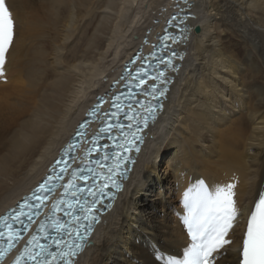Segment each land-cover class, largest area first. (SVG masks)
Masks as SVG:
<instances>
[{"label": "bare ground", "instance_id": "6f19581e", "mask_svg": "<svg viewBox=\"0 0 264 264\" xmlns=\"http://www.w3.org/2000/svg\"><path fill=\"white\" fill-rule=\"evenodd\" d=\"M162 4L167 11L154 14ZM6 5L16 35L8 52V81L0 83L8 87L0 94V213L44 175L146 28L152 26L151 43L173 10L171 0H6ZM190 11L191 39L181 47L189 55L165 111L78 264H164L157 253L182 258L190 244L182 194L198 179L210 187L237 185L241 217L215 264H238L246 209L264 178V0H195ZM43 39L50 52L42 49Z\"/></svg>", "mask_w": 264, "mask_h": 264}, {"label": "snow or ice", "instance_id": "6c2138e0", "mask_svg": "<svg viewBox=\"0 0 264 264\" xmlns=\"http://www.w3.org/2000/svg\"><path fill=\"white\" fill-rule=\"evenodd\" d=\"M184 3L187 4L188 0H184ZM175 20L177 17L173 16L172 21ZM183 31L185 29H181V32ZM14 35L15 22L12 13L6 5V0H0V74H2L6 53L13 43ZM163 40L178 42L175 37L167 34ZM166 48L167 44H165ZM160 63L172 66L171 59L162 60ZM143 76H148L150 80L164 85L159 87L153 83L147 95H151L153 99L165 96L168 91L166 84L169 81L164 71H158L156 75L149 76L144 68H140L137 88L145 85ZM120 99V96L114 98L112 107L115 111L110 114L105 113L103 125L96 133H93L91 145L84 149L89 158L88 165L77 166L70 171L71 165L67 161L57 160L51 169L53 175H49L43 183H40L30 197L24 198L18 208L0 216V264L13 249H17V245L24 239V233H28L33 223H37V227L29 233V238L21 249H17L19 254L15 256L13 264H75L93 226L99 223L96 213L99 210L97 205L103 204L100 194L107 188H114L116 191L121 189L122 185L119 181L127 178L128 165L134 163L130 153L140 151L139 144L143 143L141 135L143 128L148 127L149 119L155 121L157 108L162 107V105L151 103L145 106L142 101H136V104L147 113L142 115L140 111L133 109L132 103H129L128 110L123 114L124 119L129 123L124 125L119 120L122 109ZM129 99L133 97L130 95ZM96 111L98 108L93 109L88 115L94 116ZM141 124L143 128L140 127ZM79 127L83 129L85 124H80ZM114 129L118 130L115 136L111 135ZM101 133L108 134V139L112 141L111 152L101 153L98 143ZM77 136L83 138L85 133L77 132ZM84 142L88 143L87 140ZM76 147V144L69 143L63 151L65 154L75 152ZM108 147V144L103 145L104 149ZM93 152L97 154L96 159H91ZM71 159L75 161L76 157L72 156ZM77 181L90 182V186L82 187ZM236 186L235 183H226L210 187L202 179L190 183L183 191L181 199L185 210L182 223L190 244L184 248L182 258L169 256L165 259L159 253L156 254V258L162 260L164 264H215L217 257L222 254L221 249L231 243L226 237L241 217V210L235 199ZM57 189H62L58 197L53 195ZM50 196L52 200L49 211L37 222L34 217L41 216L42 209L46 206L45 202ZM108 196L109 199H114L113 194L109 193ZM251 205L250 209H246V229L243 233L242 247L238 253V264H264V182L261 183ZM107 207L111 208V203ZM60 212L63 213L64 218L57 215ZM50 230L54 235L50 234ZM41 239L45 242L41 243Z\"/></svg>", "mask_w": 264, "mask_h": 264}, {"label": "water", "instance_id": "95a60500", "mask_svg": "<svg viewBox=\"0 0 264 264\" xmlns=\"http://www.w3.org/2000/svg\"><path fill=\"white\" fill-rule=\"evenodd\" d=\"M172 2V6H170L173 10L172 12L167 16V18L164 20L163 22V26L161 28L160 31H157L154 34V41L153 43L149 44L148 46L150 47V50H154L156 49L158 46L161 45V42H165L163 39V37L167 34L169 36H173V32H179L180 34L178 35V45L182 46L183 45V41H186L183 36L188 35V32L190 30V27L188 25V19L191 18L192 16L189 14L190 13V8L192 7V5L194 4V0H188V3L185 4L184 0H171ZM164 4H162V6H160L158 8L157 11L154 12V14H158L160 15L162 12H166L167 9L164 8ZM153 14V13H152ZM176 16L177 20L172 21V17ZM169 21H172V23H169ZM181 21H183V23H181ZM159 21H157L154 24H158ZM174 25H177L179 27H174ZM181 29H185V31L181 32ZM150 30H152V27H150ZM197 30H199V28H197ZM175 49V48H174ZM136 50H141L140 48H137ZM166 53V51L164 52ZM142 54L143 52H139L137 53L136 51L133 53V55H131L127 60H126V66L128 67L127 71V75L130 74L131 70L133 69V64L134 62H137L139 60L142 59ZM178 54V53H177ZM135 55V56H134ZM135 58L134 61H132V59ZM174 60H178V58H174ZM127 75H125L121 80H125L127 78ZM123 82L120 83H116L114 84V88L111 90L112 92L107 95L105 98L106 99H110L111 96L117 92L119 90L118 85L122 84ZM108 103H110L111 101H107ZM81 128H76L75 131L80 130Z\"/></svg>", "mask_w": 264, "mask_h": 264}, {"label": "rangeland", "instance_id": "374dc122", "mask_svg": "<svg viewBox=\"0 0 264 264\" xmlns=\"http://www.w3.org/2000/svg\"><path fill=\"white\" fill-rule=\"evenodd\" d=\"M42 45H43L44 47L50 49L49 44L47 45V40H46V39H45V40H44V39L42 40V42H41V46H42ZM3 128H4V125L1 124V125H0V134H1V132L3 131Z\"/></svg>", "mask_w": 264, "mask_h": 264}]
</instances>
